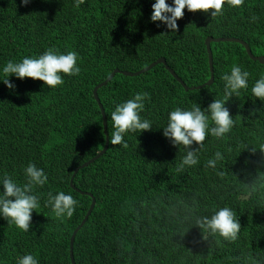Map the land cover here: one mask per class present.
I'll use <instances>...</instances> for the list:
<instances>
[{"label": "trees", "instance_id": "16d2710c", "mask_svg": "<svg viewBox=\"0 0 264 264\" xmlns=\"http://www.w3.org/2000/svg\"><path fill=\"white\" fill-rule=\"evenodd\" d=\"M154 2L85 0L76 8L74 0L27 5L0 0V178L23 186L29 163L48 177L33 190L39 207L28 232L0 216V264H17L28 254L38 264H72L69 241L91 195L95 207L72 244L76 264H264V100L251 92L264 77V64L252 60L242 44L211 43L215 79L202 89L186 90L164 63L139 75L116 73L98 89L108 148L80 167L106 144L93 90L115 69L135 72L164 57L188 87H195L211 77L208 37H237L256 56L264 55V0L225 5L215 19L185 9L176 32L151 21ZM49 48L76 52L80 74H61L64 83L51 89L14 75L9 77L14 89L3 83L8 61L38 58ZM234 64L249 73L248 87L229 95L222 77ZM136 93L148 94L140 115L152 128L126 133L127 148L113 146L111 113ZM216 99L233 121L222 138L211 134L215 124L207 112L209 131L202 145H174L163 135L171 111L193 105L206 110ZM189 151L198 163L182 166ZM210 159H216L214 167ZM61 191L78 201L71 218L57 217L47 204L49 193ZM225 207L240 225L235 240L197 223Z\"/></svg>", "mask_w": 264, "mask_h": 264}, {"label": "clouds", "instance_id": "9594fccd", "mask_svg": "<svg viewBox=\"0 0 264 264\" xmlns=\"http://www.w3.org/2000/svg\"><path fill=\"white\" fill-rule=\"evenodd\" d=\"M22 2L24 5H27L30 0H22ZM84 3L85 0H74L76 8H79ZM243 4L244 0H173V3L170 5L167 0H155L152 4L150 19L152 22H162L166 25L167 29L176 32L179 29L177 21L184 17L185 9L193 13L200 11L210 13L211 17L215 19L223 15L225 5L230 8H238L243 6ZM250 19L252 22H256L258 17L253 15ZM77 60L78 55L74 51L61 54L57 49L49 48L38 58L25 57L19 63L8 61L3 68V74L8 78L2 81L10 90L15 88V85L9 80V77L13 75L21 80L25 78L39 80L44 82V85L50 89L55 88L64 83L61 74L67 76L80 74L81 69L77 65ZM248 78L249 73L243 71L240 66L235 64L231 67L230 74L222 77L226 82V89L230 90L228 92L229 95L233 92L238 93L241 89H247ZM191 88H196V86L189 87V89ZM251 92L255 97L264 100V77L256 81ZM147 95V93H136L134 99H129L117 105L111 113L113 130L110 134V143L113 146L123 145V147L127 148L128 145L124 142V135L126 133L151 130V122L147 119H142L140 115L144 110V101ZM206 112L210 113L211 121L215 124V127L211 128V134L214 137H221L231 129L233 121L230 112L224 106L223 101L216 99L206 110H202L198 105H193L191 110H182L178 107L171 111L163 135L174 145L183 144L190 146L193 143L202 145L209 131V116ZM219 158V153H217L216 159ZM216 159H210L208 165L214 167ZM197 163L198 159L194 152L189 151L183 159L182 166H192ZM24 173L26 183L23 186H18L8 176L0 178V185L3 186V191L0 192V216L7 220L9 225L14 224L21 231L28 232L31 227L32 213L39 207V199L36 195L32 194L33 190L36 186L43 187L48 177L43 169L37 168L34 163H29L24 169ZM91 197L93 202V198L95 197L93 195ZM77 203L78 201L72 195H66L63 191L57 195L48 194L47 204L52 207L57 217L67 216L71 218L75 212ZM197 223L200 227L209 229L213 234L218 233L226 240H235L240 230V225L234 219L233 212L227 207L219 209L211 218L204 217ZM17 264H38V261L33 255L28 254L20 257Z\"/></svg>", "mask_w": 264, "mask_h": 264}, {"label": "water", "instance_id": "95a60500", "mask_svg": "<svg viewBox=\"0 0 264 264\" xmlns=\"http://www.w3.org/2000/svg\"><path fill=\"white\" fill-rule=\"evenodd\" d=\"M237 42V43H240L242 44L249 57L254 60V61H259L260 63H263L264 64V55H261V56H256L252 50H251V47L248 43H246L245 41L239 39V38H235V37H219V38H213V37H208L206 39V47H207V51H208V56H209V65H210V70H211V77L210 79L202 84V85H199V86H196V88H202L203 86L207 85V84H211L214 82V68H213V52H212V49H211V43L212 42ZM159 63H164L165 66L167 67V69L172 73V75L177 78V80L183 84V86L186 88V89H189V87L183 82V80L177 75V73L167 65V62L165 60L164 57H160L158 58L157 60L153 61L152 63H150L149 65H147L146 67H144L143 69H140L138 71H135V72H131V71H120L119 69H115L110 75L109 77L102 83L98 84L94 90H93V94H94V97L101 109V112H102V115H103V125H104V132L106 134V144L104 146V148L97 154L95 155L93 158H91L89 161H87L86 163L82 164L80 167H83V166H87L89 163L93 162L94 160H96L97 158H99L101 155H103L107 148H108V144H109V135L107 134V119H106V114H105V110H104V107H103V104L101 103L100 101V97L98 95V89L104 85H106L108 83L109 80H111V78H113L115 76L116 73H123L124 75H128V76H133V75H139L145 71H148L150 70L152 67H154L155 65L159 64ZM80 167H77L75 169V172H77V170L80 168ZM75 174V173H74ZM71 185L72 187L75 188L74 184H73V179L71 181ZM94 205H95V198H93V202L90 206V209L87 213V215L85 216V218L83 219V221L81 222V224H79L77 226V228H75L74 232L72 233L71 235V239L69 241V246H70V256H71V260H72V263L73 264H76L75 262V259H74V253H73V240L75 239V236L77 234V232L81 229V227L85 224V222L87 221V219L89 218L90 214L92 213V210L94 209Z\"/></svg>", "mask_w": 264, "mask_h": 264}]
</instances>
